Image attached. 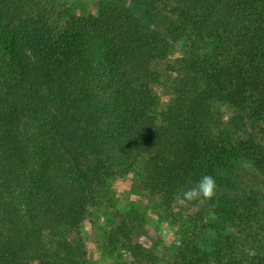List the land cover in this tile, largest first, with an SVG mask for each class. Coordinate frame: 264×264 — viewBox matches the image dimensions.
I'll return each instance as SVG.
<instances>
[{
	"label": "trees",
	"instance_id": "1",
	"mask_svg": "<svg viewBox=\"0 0 264 264\" xmlns=\"http://www.w3.org/2000/svg\"><path fill=\"white\" fill-rule=\"evenodd\" d=\"M60 10L0 0V264H89L80 227L125 177L182 237L170 257L116 212L114 264H264V0ZM204 175L212 200L173 213Z\"/></svg>",
	"mask_w": 264,
	"mask_h": 264
},
{
	"label": "rangeland",
	"instance_id": "2",
	"mask_svg": "<svg viewBox=\"0 0 264 264\" xmlns=\"http://www.w3.org/2000/svg\"><path fill=\"white\" fill-rule=\"evenodd\" d=\"M97 0H60L61 10L56 13V18H64V8H69L70 12L79 15L94 14L96 12ZM177 48V47H176ZM174 56L178 52H173ZM169 97L159 93V100L162 106L166 105ZM109 197L105 204L90 208L92 214L91 221L80 227V236L90 257L89 264H114L118 258L114 254L107 253L103 248L104 233L106 229L114 224L116 212L125 213L127 211L139 210L148 214L150 221L155 224V228L150 229V234L155 232L162 240L160 249L168 256H172L182 237V230L177 224L171 222V217H167L166 222H160V217L150 208L149 202L144 193L137 191L132 186V178H115L108 183ZM187 204L177 202L173 207V213L185 212ZM191 213L192 211H188ZM163 264V263H160Z\"/></svg>",
	"mask_w": 264,
	"mask_h": 264
},
{
	"label": "clouds",
	"instance_id": "3",
	"mask_svg": "<svg viewBox=\"0 0 264 264\" xmlns=\"http://www.w3.org/2000/svg\"><path fill=\"white\" fill-rule=\"evenodd\" d=\"M216 192L217 184L215 178L211 175H204L194 187L189 188L180 195L179 201L182 204L193 201L203 203L212 200Z\"/></svg>",
	"mask_w": 264,
	"mask_h": 264
}]
</instances>
